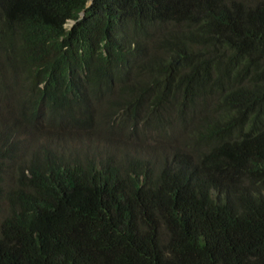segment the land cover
<instances>
[{"label": "trees", "instance_id": "trees-1", "mask_svg": "<svg viewBox=\"0 0 264 264\" xmlns=\"http://www.w3.org/2000/svg\"><path fill=\"white\" fill-rule=\"evenodd\" d=\"M0 264H264V0H0Z\"/></svg>", "mask_w": 264, "mask_h": 264}, {"label": "clouds", "instance_id": "clouds-1", "mask_svg": "<svg viewBox=\"0 0 264 264\" xmlns=\"http://www.w3.org/2000/svg\"><path fill=\"white\" fill-rule=\"evenodd\" d=\"M69 24V23H68ZM73 23H70V27ZM26 103H31L30 99L25 100ZM6 110H3L1 112L2 115H4ZM36 115V112L33 116H24L19 113H17L16 120L19 124V129L17 132H13L11 130H3L1 133V139H6V143L8 145L12 146H18L24 155V159L28 157L30 153H33L34 145L37 142V135H42V133H45L49 130V119L50 117H44V114L41 112L38 115L37 120V126L35 128V131L31 129V124ZM47 145L51 150L53 148H58L57 144L54 140H48ZM53 147V148H52ZM51 152V151H50ZM59 153V148H58Z\"/></svg>", "mask_w": 264, "mask_h": 264}, {"label": "rangeland", "instance_id": "rangeland-1", "mask_svg": "<svg viewBox=\"0 0 264 264\" xmlns=\"http://www.w3.org/2000/svg\"><path fill=\"white\" fill-rule=\"evenodd\" d=\"M66 27H70V23L69 24H67V26ZM10 178V177H9ZM11 179V178H10Z\"/></svg>", "mask_w": 264, "mask_h": 264}]
</instances>
